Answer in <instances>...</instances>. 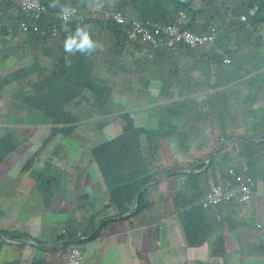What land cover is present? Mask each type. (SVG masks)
I'll return each instance as SVG.
<instances>
[{
  "label": "trees",
  "instance_id": "trees-1",
  "mask_svg": "<svg viewBox=\"0 0 264 264\" xmlns=\"http://www.w3.org/2000/svg\"><path fill=\"white\" fill-rule=\"evenodd\" d=\"M95 1L96 0H44L49 11L41 21L42 27L46 31L45 35L24 33L18 26L13 25L17 16L16 12H11L10 17H7L4 23H1L0 18V40L5 43L2 48H0V54L9 55L12 61L11 67L14 66L16 68V72L6 81L16 79L22 87L26 84H30L33 91L39 93L43 101L52 98L54 95L59 97L65 81L58 86L52 81H34L33 75L35 73H40L44 76L46 71V68L41 63L40 55L48 56L53 55L55 50L61 51L63 54L58 57L61 58L65 67L72 70V73H74L78 66H76L72 58L76 55V59H78L77 55H79V52L69 56L64 51V41L66 39L65 34L67 32L72 33V35L75 34L79 26L63 24L59 21L57 15L71 8H76L79 12L86 11L90 9ZM213 1L214 0H212V2ZM100 2L104 8L122 10L127 15L135 13V15H138V17L144 21H152L158 17H165L170 21H174L177 13L181 9L186 10L192 16L200 17L203 21L202 25L210 20L218 18L221 19L222 25L227 27L229 37L234 35V45L237 48L244 50V46H248V42L252 41L251 39L256 42L251 43V46L255 47L258 53L259 51L261 53V48L264 46V34L262 32L264 31V0H228L230 6L227 10H215L206 7V12L203 14H200L196 9H190L186 6V0H141L140 2L135 1L134 5L131 6L123 3L122 0H100ZM53 4H55V6H53ZM255 6L258 7L256 16L251 19L248 24L240 22V15L248 12ZM8 7H12V4L8 1H0V12ZM154 7L157 8L156 11L152 10ZM174 9L177 10L176 14H174ZM17 18L21 19L22 17L17 16ZM9 27L12 28L9 29ZM128 27L129 25H117L115 23L109 25V34L105 39L113 47L115 52L114 55L122 59L126 55V49L130 47L131 52L129 53V57L138 55L147 60L146 56L153 52V50L149 48V43L144 45L138 42H128L126 36V29ZM54 28L60 30V36L58 38L53 37ZM89 31L92 38L90 28ZM258 31H260V33ZM247 36H249V38H245ZM10 38L19 40V46L22 48L21 55H17L18 53L9 47L8 40ZM240 38L244 39L246 43L244 44L242 42V44H239ZM222 45L223 42L221 43V48ZM228 49H230V46ZM234 53L238 55L239 52L236 51ZM189 54L190 52L188 51V55ZM223 54V50H215V55L216 58L220 60V65L223 61ZM30 55L35 57V61L29 62V60H27ZM176 57L178 61L177 70L167 65L160 66L156 60L147 61L150 65L155 66L154 69H160L154 76L162 83L166 82L164 76L168 75L170 77L173 76V74L178 75L185 83V86L187 88L189 87L188 98L184 101L177 100L172 104H168L169 102H167L157 106L153 116L157 118L158 122H161V127L156 129L138 127L135 118L130 113L115 117L112 122L122 129V134L115 139L109 140L100 148L93 151L94 161L99 167L102 165V168L98 169L102 171L101 175L106 184V191L110 194L109 207L115 211V215L117 216L129 212L136 194L147 184L171 172L183 171L198 162H202L217 149L223 148L229 140L242 135V130L245 131L243 134L249 137H256V130L259 129L261 131V126L258 127L255 120L257 122L259 119L264 121V83L259 81V79L246 80L255 74L246 72L239 78L240 80H238L237 86L232 87L227 85L225 81H222L221 76L215 80L211 79L207 73L200 72L199 76L202 77L203 81L198 76L199 89L202 85L207 88L210 87L212 85L211 81H215L214 84H220L221 86L220 90H217V87H215L216 90L211 92L205 100L196 101L197 92L194 94L192 84V80L196 79L198 75L195 67L189 61L181 59L179 56ZM145 71H143V73H145ZM68 77L69 75L66 79H68ZM171 81H173V79ZM241 83L250 85L249 88L246 89L249 90V93L242 92V89L239 88ZM223 85H226V89H223ZM106 89H108V87L101 85L93 88L95 92L100 94H104V90ZM125 93L128 94L127 97L129 100L133 102L135 99L133 89L128 86ZM87 102L90 104L89 98ZM98 107L105 113H108L109 100L105 98L104 101H99ZM81 114L82 110L79 108V110H76L75 117L78 118ZM47 115L52 119V131L55 135L58 134V131L67 134L66 129H56V124L67 121L69 119L68 113H64L63 116H60L57 115L56 112H49ZM196 117L197 127L194 128V125L190 121ZM171 120L175 122L179 121L181 123L180 126H186V130L177 132V125L175 124L164 127L162 122L170 124ZM199 123L204 124L207 131L209 130V125L212 126L210 130L212 135L207 141L200 140L197 137ZM173 134L177 136L181 153L188 157L187 159L184 157L181 158L180 162H174L173 160L166 165L161 155L160 142ZM51 141H55V139H49L46 141L45 145ZM23 143L24 141H22V139L20 140L16 134L12 132V129L0 133V165ZM192 146L196 147V153H194L196 157L191 155ZM263 146L264 143L259 144L251 139L242 138L231 147L218 152L203 173L175 174L162 183L166 185L170 193L167 203L168 206L170 203L172 215L177 214L179 218L187 240V247L200 248L206 243L213 242L212 252H214L225 244L223 235L224 222L220 216L223 212L221 208L232 207L240 209L241 205L236 204L233 206L229 204V206L223 205L218 208L204 209L194 205L192 203V198H194V194H197L200 188L204 187L203 182L206 180V176L207 181L209 178L213 177L214 181L217 182L216 169L227 164L228 159L234 162L235 159L233 156L236 152H239V156L252 166V163L249 161L251 157L247 158L245 151H256L257 149H262ZM35 153L36 155L29 159L21 173H28L32 167L40 168L41 174L37 180L36 187L43 202V207L48 209L54 195L62 190L64 181L61 177L52 174L54 159H50L43 167L39 165V160H41L42 154L44 153L42 147H39L38 151ZM257 155L258 154L255 153L254 158H256ZM203 168L202 166L200 169ZM80 172H78V175ZM250 174L252 175L251 171ZM158 186L159 185L156 184L143 191L139 197L135 212L124 220L136 219L137 216L149 210L151 208L149 194ZM84 197L88 199V196ZM254 201L256 202V200H253L252 205ZM189 204H191L192 207H188ZM232 216L233 219L228 221L235 225L238 223V218H235L236 212L234 210ZM94 226L95 224L90 223V230H88V232L93 230ZM263 229L264 225H262V230ZM153 234V241H155L157 239L155 229L153 230ZM11 236L13 238H24L22 234H11ZM240 259V264L254 263L247 259L245 253H240ZM260 259L264 262V255H262Z\"/></svg>",
  "mask_w": 264,
  "mask_h": 264
},
{
  "label": "rangeland",
  "instance_id": "rangeland-1",
  "mask_svg": "<svg viewBox=\"0 0 264 264\" xmlns=\"http://www.w3.org/2000/svg\"><path fill=\"white\" fill-rule=\"evenodd\" d=\"M156 9L157 8L154 7L152 10L156 11ZM176 12L177 10L174 9V14H176ZM138 19L141 18L138 17ZM92 40L97 43V48L90 55H84L79 52V55H77L78 59H76V55L72 59L79 68L87 71V78H89L90 81H92L96 85L108 87V89L104 90V96L108 98L110 95H112V101L116 104V106H112V108L110 109V114L108 115H105L103 112L93 108L88 112V116L96 117V120L90 123L88 129H97L94 134L88 137L86 135L71 133L68 138H65L66 141H63L62 133L60 131H58V134L56 135L53 133L51 127V124L53 122L51 117L47 114H40L36 112L37 108L45 104L47 100H41L40 94L34 92L30 84H26L24 87H22L21 85H19L18 80L11 79L6 82V85H1V82L4 79H0V113L4 108H7V110L0 117V127L4 125L6 129H12V132H14L16 136L21 140L24 138H29L32 135L34 129L33 127L27 126L28 124H33L35 122V119L40 122L41 134L31 140L32 145L30 144L31 147L27 148V151L29 158L34 157L36 153H34L33 146H39L40 143V147L44 149V154L42 155L41 161L39 163V165H41L42 167L46 164V162H49V158L52 157L54 159V163H58L61 169H75V167L72 166V163H76V161H79L81 159V152H83L84 149L88 148V158L92 159L91 151L93 149L107 143L109 140L114 139L117 136L113 127H118L114 125H109L108 127H106V133H103L101 131L100 128L103 127L104 122L110 121L112 118L117 117L123 112H129L135 118L138 127L156 129L161 127V122H158L157 118L153 117L154 110L157 106L163 105L167 102H169L168 104H172L173 102H176V97L178 98V101H184L188 98V90L185 86V83L180 78L172 82L171 80L175 78V76L169 77L168 75H166L164 76L166 82L162 83L156 76H154L156 75V73H154L153 75L148 73L149 70L152 71L154 70V68L153 65H150L149 62L145 60L144 57L136 56L135 62L138 64H135V62L132 64V58L129 59V53L131 52L130 47L126 49V55L121 59L114 55V49L110 44H108V41L102 42L96 39ZM261 53H263L261 73L251 76L246 80H256L259 75L264 73V48ZM29 59L30 56L27 58V60ZM0 61L2 62V70L0 71V74L8 75L7 70L11 67L9 58H5V55L1 54ZM56 64L59 68H61L60 57H57ZM12 71L16 72V68L14 66L12 67ZM143 71H145V73H143ZM62 72L64 71L62 70ZM69 77L70 80L66 81L62 86V93L70 90L73 86L72 77L70 75ZM199 77L203 81L202 77ZM34 81L39 82L41 81V79L40 77H34ZM192 84L194 94L197 92L195 100L199 101V99L204 94V91L208 88L204 87L203 85L200 89L198 88V75L196 76V79L192 80ZM128 86L133 89V95L135 96L134 101L129 105H127L129 103V100L127 98L128 94L125 93V90ZM248 88V85H244L241 87V89L245 93H249V90H246ZM80 104L81 101L70 99L66 104V109L74 111H76L77 109L79 110ZM15 117H20V120H18V122L24 123L26 126L19 130L17 128L18 123L16 122ZM7 118L11 120V124H9L8 127L5 124V120ZM151 122L152 125H149ZM190 122H192L194 128L197 127V117L192 119ZM255 123L256 125H258V127L261 126V131L258 129L256 130V132L258 134L264 132V121L259 119L258 122L255 120ZM162 124L164 125V127H167L168 125L172 124L179 126L181 123L179 121L175 122L171 120L170 124L166 122H162ZM182 128L186 129V126H182ZM182 128H180L179 131H181ZM3 131L4 130L0 128V133H2ZM243 133H245L244 130H242V134ZM51 138H54L55 141H51L45 145L46 141ZM94 142L95 144L93 145ZM160 147L161 155L163 156L166 165L171 163L173 160L174 162H180L181 158L184 157L185 159H187L188 157L181 153L176 134H173L165 140L161 141ZM194 153H196V147L192 146L191 155L196 157ZM253 153H257L258 155L256 156L255 160L250 162L256 163L257 160H260V166H264V150L261 151L260 149H257L256 151H253ZM28 156L26 155V160L24 161V159H21L22 156L20 153L9 155L0 167V178H3L2 175H7L10 180H13V182L18 181L24 184V186L27 187L24 198L26 197L25 199L27 201H30L34 204L39 205L41 203L42 208L46 210L43 207V202L39 195L37 196V198H30L34 193V189L37 190L36 184L39 178V174H28L27 176H25L27 173L25 175H22L21 173L22 169L29 161ZM64 158H67L68 163ZM236 163L238 164L239 162H233L231 161V159H228L227 164L223 165L220 168H217L216 172L223 174L230 168L234 167ZM65 171L67 174L72 173V170ZM82 173L86 179L83 182V185L85 186V184L87 185V183H93L98 194L94 196L95 200L91 204V196H89L88 199H85L84 196L83 198L81 188L76 191L67 192L74 203H77L78 206H80V215L82 217H85L86 219L89 218V216H92V211L101 210L102 213H107L108 210L103 209L105 207L103 205H109L110 194L106 191V184L103 181L101 173L95 166H91ZM211 180V183H213V177L211 178ZM36 192L38 194V190ZM100 192H102V199ZM55 196L57 197V195ZM260 198L263 197L260 195L255 196V200L257 201L255 209H259L260 207V211H264V205H260ZM99 199H101L100 203ZM57 200H61L62 203L57 204ZM76 207L77 205H70L67 199L65 201L63 198H56L54 204L49 210L40 211L38 213H35L36 210H34L30 214L36 215L37 217L41 218V220L43 221V225L49 230L61 229L63 225H68L66 229L70 230L71 224L79 223L81 221H83L84 223L85 221V219L81 220L80 218H78ZM170 211L172 210H170L169 205L167 208V216H169V222L168 224L164 225V238L165 242L167 243L165 254L168 255V261L170 262L174 260V264H192L197 262H201L199 264H211L213 262H217V259H211L210 255H207L206 261L202 262V254L204 253L205 249L198 250L193 254L192 250H187L188 248L181 245L180 242H182V244L184 242L173 232L172 223H175L176 220L175 218L171 217V215L169 214ZM165 216L166 211L163 212L162 216L159 218V221H165ZM57 220L58 222H56ZM166 235L168 236V238ZM153 237L154 234H151L150 242L152 241ZM156 237L158 239V236ZM251 238L255 242L253 243V241L251 240L253 246H255V248H259L260 244L264 243V231L253 232L251 234ZM157 239L155 241H157ZM255 248H252L251 251H249L250 253L247 256V259L253 261L254 264H260V252ZM136 262L137 264H147L148 262L152 264H158L159 254H157L156 251L152 250L149 258L143 256L141 259L136 260Z\"/></svg>",
  "mask_w": 264,
  "mask_h": 264
},
{
  "label": "crops",
  "instance_id": "crops-1",
  "mask_svg": "<svg viewBox=\"0 0 264 264\" xmlns=\"http://www.w3.org/2000/svg\"><path fill=\"white\" fill-rule=\"evenodd\" d=\"M233 36L234 35H231V37L223 36L222 48L224 50H227L230 46V49L232 51H238L239 53L237 56L235 55V62L233 66L225 69L222 81H225V83H227V85L229 86L236 87L238 84V80H240L239 78L242 77L246 72H252V74L255 75L261 73L263 53H258L255 47L251 46V43H253V39H251L252 41L248 42L249 54H245L244 50L237 48L234 45L235 41L233 40ZM245 38H249V36ZM242 42L244 44L246 43L244 39L240 38L239 44H242ZM4 44L5 43L0 40V48H2ZM8 45L13 51L18 53L17 55H21L22 48L19 46V40L9 39ZM263 48L264 46L261 49L263 50ZM5 58H9L11 65L12 61L10 56L5 55ZM12 67L7 70L8 75L0 74V79L2 78L5 80L3 85H6V80L15 73L12 71ZM1 70L2 62L0 61V71ZM236 72L239 73L236 74ZM178 79L179 78L175 80ZM257 79L264 83V73L259 75ZM244 85L250 86L249 84L241 83L239 85V88L241 89V87ZM220 86V84L211 85L207 90L204 91V94L199 101L206 99L209 90H214L215 87H217L218 90L220 89ZM188 89L189 87L187 88V90ZM223 89H226V85L223 87ZM177 100L178 98L176 97L175 101ZM6 110L7 108H4L2 110V112L0 113V117ZM15 120L18 123L17 128L19 130L26 126L24 123L18 122V120H20V117H15ZM5 124L8 127L9 124H11V120L7 118L5 120ZM27 126L33 127L34 130L32 132V135L29 138L22 139V141H24V144L14 152V154L20 153L22 156L21 159H24V161L26 160V155L28 156L27 148H30L32 145L31 140L41 134V124L36 119L33 124H28ZM51 127H53V124H51ZM0 128L4 130L3 132H6V130H8L4 125H2ZM179 128H182V126H179ZM113 129L117 135L120 134V130L114 127ZM256 138H259L260 144L263 143L264 132H261V134L257 133ZM63 141L66 140L63 139ZM39 147L40 143L39 146L34 145V152ZM260 150H264V146ZM245 152L247 158L251 157L249 161L255 160V154L253 153V151L248 152L247 150ZM83 154L84 152H81V159L83 157ZM239 154V152H236L234 154V162L243 161ZM49 159L53 158L50 157ZM64 159L68 163L67 158ZM81 159L79 161H76V163H72V166L75 167V169L69 168L63 170L60 168L58 163L52 164V174L54 176L61 177L65 182V185L57 194V197L54 195V201L52 199L53 202L51 201L49 208L46 210L42 208L41 203L39 205L34 204L30 201H27L25 199L26 197L24 198V194L26 193L27 189L24 184L18 181L13 182V180H10L7 175H2L3 178H0V264H8L10 262L11 264H63L67 248H70L71 245L79 247L83 255L84 264H137L136 260L141 259L143 256L149 258L152 250L156 251V253L159 254L158 264H174V260L169 262L168 255L165 254L167 243L165 242L164 238V225L168 224L169 222V216H167V202L170 196L166 185L162 183L157 184L159 186L153 189V191L149 194V203L151 204V208L144 212L142 215L140 214L139 216H137L136 219L124 220L125 218H120L119 215H115V211L106 204L103 205L105 206L103 209L108 210L107 213H102L101 210L92 211V216H89V218L85 219V217H82L80 215V206H78L77 203L75 204L72 198H70L67 193L68 191H76L81 188L82 197L85 195L91 196V204L95 200L94 196L98 194L93 183L88 184L86 182L87 185H83V182L86 180L82 173L83 171L82 169L76 168V166L81 162ZM40 161L41 160H39V163ZM251 163L252 166H250V171L253 177L258 182V192L262 193L264 191V166H260V160H257L256 163ZM91 166L92 165L90 163L87 169ZM65 170H72V173L67 174ZM78 172H80L79 175ZM36 173H38L39 175L41 174L40 168L32 167L26 175H22L27 176L28 174ZM206 181L207 176L204 182ZM210 185L211 183L208 185V187ZM36 191L37 190L34 189V193L30 197L31 199L37 198V196L39 195ZM100 194L102 199V192H100ZM56 198H63L65 201L67 199L70 205H77L76 209L78 218H80L81 220L85 219L84 223L83 221H81L79 223L71 224L70 230L66 229L68 225H63L61 229L49 230L48 228H45L41 218L37 217L36 215L30 214L34 210H36L35 213L49 210L54 204ZM101 199H99V203ZM256 202L254 201L253 205L252 203H248L247 206H241L240 209L232 207L221 208L223 212L220 216L224 222L223 235L225 238V244L222 247H219L216 251L212 252V242L206 243L203 247L200 248H188L187 250H192L194 254L198 250L205 249L204 253L202 254V262L206 261L207 255H210L211 259H217L216 264H240V253H245V255L248 256L250 253L249 251H251L252 248H255V246H253V244L251 243V234L255 231H264V229L262 230V225H264V211H260V207L259 209H255ZM56 203L61 204L62 201L57 200ZM260 205H264V197L260 198ZM233 210L236 212L235 218H238V223H236L235 225L232 222L229 223L228 221L233 219ZM164 211H166V216L164 219L165 221L160 222L159 218L162 216ZM115 217H117V220H114ZM175 220L176 222L172 223L173 232L184 242L183 244L182 242H180L184 247V233L182 232V228L178 220ZM56 222H58V220ZM90 223L95 224V226L93 230L88 232V230H90ZM258 225H260L261 227L258 228ZM152 229L156 230V236H158V239L157 241H153L152 239V241L150 242L151 234H153ZM11 234H22L23 237L24 235H28L32 239L29 241L33 243L36 242L42 245H50L52 243H55V247L44 249L41 247L32 246L31 244H15L12 241L13 237L11 236ZM2 236L10 238L11 242L8 238ZM59 239L62 240L59 241ZM253 243L255 242L253 241ZM255 249L259 250V248ZM262 255H264V243L260 244V257ZM199 263L201 262L192 264ZM147 264L152 263L148 262ZM260 264H264L261 259Z\"/></svg>",
  "mask_w": 264,
  "mask_h": 264
},
{
  "label": "clouds",
  "instance_id": "clouds-1",
  "mask_svg": "<svg viewBox=\"0 0 264 264\" xmlns=\"http://www.w3.org/2000/svg\"><path fill=\"white\" fill-rule=\"evenodd\" d=\"M0 1H8L9 3L12 4V7H10V8L8 7L5 10L0 12L1 23H4L7 20V17H10L11 12H16V15L20 16L22 18L19 19L16 16V19L14 20L13 25L18 26V28L20 30H23L22 23H27L29 28L38 26L40 28L39 32H35L34 30H32V31H30V30L24 31L23 30V32L24 33H36L38 35H45L46 34L45 29L42 27L41 21H42L43 17L49 13L48 8H47V13L42 14L40 18L36 19L32 15L27 14L26 12L23 11V3L25 0H0ZM38 1H40L43 5L46 6V3L44 2V0H38ZM135 1L140 2L141 0H122L123 3H125L126 5H129V6L134 5ZM186 1H187L186 6H188L190 9H196L200 14H203L206 12V7H209L211 9H215V10H222V9L227 10L230 6L228 4V0H218V1L214 0L213 1L214 3L212 2V0H186ZM53 6H55V4H53ZM8 12H9V14H8ZM257 12H258V7L255 6L254 8L250 9L248 12L242 13L239 17V21L242 23L248 24L249 21L256 16ZM57 17L59 18V21H61L63 24H68V25H72V26L73 25L79 26L76 29L75 34L72 35V33H70V32H67L65 34L66 39L64 41V51L69 56L75 55L76 52H80L81 54H84V55H90L97 48V43L95 41H93L92 39L100 40L102 42H105V41L107 42L105 37L109 34L108 27H109V25H113V23H115L117 25H129V27L126 29V36H127L128 42H130V43H137L138 42V43H142L144 45L149 43V48H151L153 50V52L146 56L147 60H149V61L156 60V62L160 66L167 65V66H170L173 69L177 70L178 61H177L176 56H179L181 59L187 60L194 65L198 76H199L200 72H204V73H207L211 77V79L216 80V78H218L220 76L221 77L224 76V72H225L226 68H230L233 66V64L235 62V55L237 56V54H235L234 51H232L231 49L224 50L223 48H221V43L223 42V36L229 37L228 29L225 25H222L221 19L216 18V19L210 20V21L206 22L204 25H202L203 21L200 17L192 16L190 13H188L186 10H183V9H181L177 13L176 19L174 21H170L169 19H167L165 17H158L152 21H144L142 19H138V15H135V13L127 15L122 10L104 8V6L101 4L100 0H96L94 2V4H92L90 9H88L86 11L79 12L76 8H71L68 11L64 10V12L59 13L57 15ZM10 28H12V27H9V29ZM89 28L91 29L92 38L90 36ZM138 29H142V31L138 32ZM258 32L260 33V31H258ZM262 32L264 34V31H262ZM132 33H136L135 40H132L130 38V35ZM59 36H60V30L57 28H54L53 29V37L58 38ZM150 36H151V39L149 40ZM253 42L256 43L255 41H253ZM248 47L249 46H247V45L244 46V53L247 55L249 54ZM215 50H223L224 51V54L222 57L223 61L221 62V65L219 64L220 60H218L216 58ZM188 51L190 52L189 55H188ZM261 51H263V50H261ZM259 53H260V51H259ZM62 54L63 53L59 50H55L53 55L43 56L41 54L40 55L41 63L46 68V71L44 73V76H42L40 73H35L33 76L34 77H40L41 81H44V80L52 81L55 83L56 86H58V85L62 84L64 81L65 82L69 81L70 77H68V79H66V77L68 75H70L72 77L73 86L70 90L66 91L65 93H62V91H61V95L59 97L54 95V96H52V98H48V100L46 99L47 100L46 103L43 104L42 106L38 107L36 112H38L40 114L41 113L47 114L49 112L50 113L56 112V114L60 115V116H63L64 113H68L69 119L67 121L61 122L60 124L55 123L57 125L56 129H66L67 130V134L62 133V138L63 139L68 138L71 135V133H75V134L77 133L78 135H86L88 137V136L94 134L97 130V129H95V130H89L88 129L90 123H92L96 120L95 116H88V112L93 108V109H97V110L103 112L105 115H108V114H110V109L112 108V106H116V104L112 101V97H113L112 95H110L107 98L106 96H104V94L97 93L93 90V88L95 86L98 87V85L94 84L92 81H90L89 78H87V71L86 70L78 67L74 71V73H72V70H69L65 67L63 61H61V68H59L58 65L56 64V57L62 56ZM136 56H138V55H136ZM136 56H133V57L130 56L129 57V59L132 58V61H131L132 64L136 61ZM33 61H35V57L30 55L29 62H33ZM154 67L155 66H153V68ZM62 70L64 72H62ZM158 70H160V69H154L152 71L149 70L148 73L154 74V73H157ZM47 71H48V75H47ZM238 73L239 72H236V74H238ZM173 76H175V78H173V81L177 78H180L176 74H173ZM4 82H5V80H3L1 82V85H3ZM211 82L213 83L215 81H211ZM215 90L216 89L209 90L208 95ZM218 90H220V89H218ZM88 98L90 99V104H88V102H87ZM105 98H106V100H109V111H108V113H105L100 107H98V102L104 101ZM70 99H76V100L81 101L80 109L82 110V114L78 118L75 117L76 111L66 109V104ZM128 100H129V98H128ZM130 103H131V101L129 100V103L127 105H129ZM125 113H129V112H123L119 115H122ZM114 118H112L110 121L104 122L103 127L100 128L103 133H106V127H108L109 125L116 126L112 122ZM55 124H54V126H55ZM149 125H152V122ZM149 125H147V126H149ZM179 126L176 127L177 132H181V131L186 130V129L182 128V130L179 131V129H180ZM116 127H118V126H116ZM198 127L200 130V131H197L198 139L207 141L212 135L210 132V130L212 129V126L209 125L208 131L206 130L204 124L199 123ZM52 129H53V127H52ZM117 129L120 130V134L117 135L116 137H118L122 134V129L120 127H118ZM238 137H240L239 140H241L242 138H247V139H251V140L255 141L256 143H259V138H256V137L253 138V137H249L248 135L242 134V135L237 136L235 138H238ZM193 138H194V136H193ZM165 139L166 138H164L163 140H165ZM231 140H229L223 148L217 149L214 152L215 154L212 153V154H214L212 159L215 157V155L218 154V152H220L223 149H227V148L231 147L233 144H235L238 141V140H236L232 145H230L229 147H226V145ZM263 143H261V144H263ZM94 144H95V142L93 143V145ZM191 144H192V142H191ZM101 146L96 147L95 149H93L91 151L92 159L88 158V155H89L88 148L84 149V151H83L84 154H83V157L81 159V162L76 166V168H79V169H82V171H85L90 163L92 166H95L97 169L102 168V165L99 167L93 158V151L100 148ZM38 149L36 151H38ZM11 154H14V153H11ZM212 154H210L209 156H211ZM207 158H205L202 162H198V163L192 165L190 168H188L186 170L178 171V172H171L167 175H169V177H170L172 175L181 174V173L201 174L208 168L210 161L212 160L211 159L208 163L207 162L205 163L204 161ZM242 160L243 161H240L238 164H235V166L230 168L227 172L223 173V175H221L220 173H216L217 174V182H215L213 179V183H211L212 182L211 178H209L208 182L207 181L204 182L203 183L204 187L200 188V190L198 191L197 194L196 193L194 194L195 196H194V198H192V203L194 205L202 207L204 209H210V208H214V207L218 208L220 206L222 207L223 205L229 206V204H232L233 206H235L236 204H239L241 206H247L248 203H250V204L252 203V201L255 199V196L261 194V196L264 197V191L262 193L258 192V182L253 177V175L250 174V165L243 158H242ZM2 164L3 163H1V165ZM1 165H0V167H1ZM202 166L204 168L200 169ZM231 170H234L237 175L243 177L244 179L251 178L253 180L254 185L252 187L251 199L249 201H240L239 199L236 198V199L231 200L228 203H220V204L205 208L203 206V201L205 200L207 194L213 188H215V187H223L224 188L228 181L231 182L232 184L236 185L235 178L230 174ZM98 171H99V169H98ZM99 172L102 173L101 169ZM164 181L156 182L155 184L163 183ZM153 182H155V181H153ZM209 182L211 183V185L208 187V185L210 184ZM155 184H153V185H155ZM57 194L58 193H56L55 195H57ZM85 196H87V195H85ZM169 205H170V203H169ZM188 207H192V205L189 204ZM167 208H168V205H167ZM127 213H125V214H127ZM125 214H123V215H125ZM169 214L171 215L172 218L177 219L178 222L180 223L177 214L172 215V211H170ZM119 216H122V215H119ZM128 217H126L125 219H127ZM114 220H117V217H115ZM260 227L261 226L258 225V228H260ZM181 228H182V226H181ZM182 232H183V230H182ZM2 237H6V236H2ZM27 237H29V236L24 235V238H20V239L12 238V241L15 244H31L32 246H37V247H41L44 249H49V248L55 247L54 246L55 243H52L50 245H42V244H39L36 242L33 243V242L29 241L32 239L27 238ZM184 237H185V235H184ZM6 238H8V237H6ZM8 239L11 242V239L10 238H8ZM61 240L62 239H59V241H61ZM186 242H187V240L185 237V247L189 248V247H187ZM17 246H20V245H17ZM72 247L79 249V247H77L75 245H71L70 248H67L66 256H65V260H64L63 264L67 263L68 255H69L70 249ZM50 250H54V249H50ZM82 257H83V255H82ZM225 262H226V260H225ZM214 263H216V262H213V264ZM8 264H11V262Z\"/></svg>",
  "mask_w": 264,
  "mask_h": 264
},
{
  "label": "built area",
  "instance_id": "built-area-1",
  "mask_svg": "<svg viewBox=\"0 0 264 264\" xmlns=\"http://www.w3.org/2000/svg\"><path fill=\"white\" fill-rule=\"evenodd\" d=\"M23 11L38 19L42 14L47 13V7L38 0H25L23 3ZM22 28L24 31H40L38 26L29 28L27 23H22ZM141 31L142 29H138V32ZM130 38L135 40L136 33H132ZM150 39L151 36L149 37V40ZM230 174L235 178L236 185L228 181L224 188H213L203 201V206L205 208L220 203H228L236 198L240 201H249L251 199L252 187L254 185L253 180L251 178L244 179L243 177L237 175L234 170H231ZM66 264H84V259L82 257L81 251L78 248L72 247L70 249Z\"/></svg>",
  "mask_w": 264,
  "mask_h": 264
},
{
  "label": "water",
  "instance_id": "water-1",
  "mask_svg": "<svg viewBox=\"0 0 264 264\" xmlns=\"http://www.w3.org/2000/svg\"><path fill=\"white\" fill-rule=\"evenodd\" d=\"M239 139H240V137L232 139V140L226 145V147H229V146L232 145L236 140H239ZM216 153H217V152H216ZM214 154H215V153H214ZM214 154H212L211 156H209L204 162H205V163H206V162L208 163V162L212 159V157L214 156ZM168 177H169V175H166V176L160 178L159 180H157V181H155V182H152V183L146 185L143 189H141V190L136 194V196H135V198H134V200H133V202H132V205H131L130 211H129L127 214L120 216V218H126V217H128V216H130V215H132V214L134 213V211H135V209H136V207H137V203H138V200H139L140 194H141L146 188L150 187L151 185L155 184L156 182H162V181H164L165 179H167Z\"/></svg>",
  "mask_w": 264,
  "mask_h": 264
}]
</instances>
